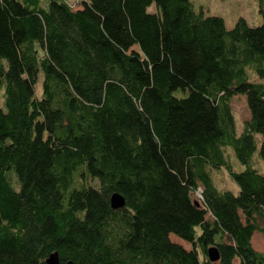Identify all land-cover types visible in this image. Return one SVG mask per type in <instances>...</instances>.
<instances>
[{
    "label": "trees",
    "instance_id": "trees-1",
    "mask_svg": "<svg viewBox=\"0 0 264 264\" xmlns=\"http://www.w3.org/2000/svg\"><path fill=\"white\" fill-rule=\"evenodd\" d=\"M261 77L264 17L227 27L192 0H0V264H48L55 249L74 264H264L250 240L264 237L250 163L255 131L264 158ZM220 166L237 191L214 183Z\"/></svg>",
    "mask_w": 264,
    "mask_h": 264
},
{
    "label": "rangeland",
    "instance_id": "rangeland-1",
    "mask_svg": "<svg viewBox=\"0 0 264 264\" xmlns=\"http://www.w3.org/2000/svg\"><path fill=\"white\" fill-rule=\"evenodd\" d=\"M192 3L195 9L201 8L203 13H218L222 15L227 27H230L239 15H243L247 21L252 24L262 21L264 17V14L259 9L260 7H263L264 0H192ZM148 7L150 9L154 8V3H151ZM252 75H254V73H252ZM40 79L41 74L37 81L38 88L40 86ZM261 79H264V77H261ZM230 107L234 117V130L236 133H239L243 129L244 120L249 116V108L245 94L243 92L233 93L230 97ZM254 135L256 139V147L252 152L250 163L264 173V158L258 152L261 134L258 131H255ZM224 147L231 165L236 169L244 167V163L238 159L232 146L226 144ZM211 174L214 183L219 188L229 187L234 191L238 190L236 180L229 175L228 171L223 166L212 167ZM196 192L197 195H200V190H197ZM206 216L208 218L211 217L209 213L206 214ZM169 236L172 240L178 241L186 248L190 247L189 242L180 237L175 236L172 233ZM250 240L255 249L264 251V237L259 230L253 231Z\"/></svg>",
    "mask_w": 264,
    "mask_h": 264
},
{
    "label": "water",
    "instance_id": "water-1",
    "mask_svg": "<svg viewBox=\"0 0 264 264\" xmlns=\"http://www.w3.org/2000/svg\"><path fill=\"white\" fill-rule=\"evenodd\" d=\"M262 10L264 12V5L262 7ZM109 200H110V204L112 208H119L121 207L122 204H124L125 198H124V195L120 191L113 190L110 193ZM195 201L198 202V200L196 199ZM208 256H209V259L216 260L219 257L218 249L214 246L210 247L208 249ZM45 261L48 264H74V262L71 259L62 261L56 249L49 252V254L46 256Z\"/></svg>",
    "mask_w": 264,
    "mask_h": 264
},
{
    "label": "bare ground",
    "instance_id": "bare-ground-1",
    "mask_svg": "<svg viewBox=\"0 0 264 264\" xmlns=\"http://www.w3.org/2000/svg\"><path fill=\"white\" fill-rule=\"evenodd\" d=\"M212 246H214V247H216L217 248V246L215 245V244H213V245H210L208 248H207V253H208V249L210 248V247H212ZM218 249V248H217ZM209 257V256H208Z\"/></svg>",
    "mask_w": 264,
    "mask_h": 264
}]
</instances>
